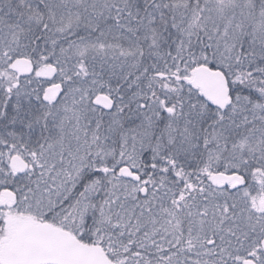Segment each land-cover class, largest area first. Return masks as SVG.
Segmentation results:
<instances>
[{"label": "snow or ice", "instance_id": "1", "mask_svg": "<svg viewBox=\"0 0 264 264\" xmlns=\"http://www.w3.org/2000/svg\"><path fill=\"white\" fill-rule=\"evenodd\" d=\"M0 264H264V0H0Z\"/></svg>", "mask_w": 264, "mask_h": 264}]
</instances>
